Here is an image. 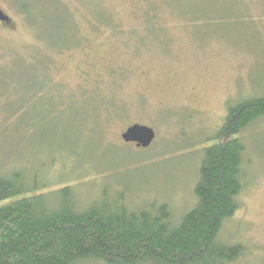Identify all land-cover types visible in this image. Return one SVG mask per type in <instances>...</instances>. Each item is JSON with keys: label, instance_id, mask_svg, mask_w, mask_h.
<instances>
[{"label": "rangeland", "instance_id": "rangeland-1", "mask_svg": "<svg viewBox=\"0 0 264 264\" xmlns=\"http://www.w3.org/2000/svg\"><path fill=\"white\" fill-rule=\"evenodd\" d=\"M92 1H101L126 34L138 27L137 35H145L132 14L142 0ZM58 2L81 21L89 16L82 0ZM223 3L232 11L196 23L183 24L169 15L165 38H148L137 48L135 38L110 36V28L98 37L84 24L77 33L90 40L87 47L62 53L48 47L43 34H35L19 10L1 0L0 9L11 22L7 27L0 24V174L22 167L35 188L29 195L72 187L82 208L97 200L106 186L125 189L132 207L152 200L166 203L179 224L197 204L203 153L218 143L228 105L264 97V0ZM43 50L55 62L49 71L50 102L60 106L51 122L40 121L44 111L28 106L39 81L24 76L27 62L20 59ZM51 92L60 94L58 103ZM97 92L107 102L114 99L125 114L106 126L101 140L82 130L77 119L80 97ZM25 106L27 112L10 121ZM136 124L156 132L147 149L121 139ZM238 138L246 147V187L219 241L246 248L245 256L233 264H264V118Z\"/></svg>", "mask_w": 264, "mask_h": 264}, {"label": "trees", "instance_id": "trees-1", "mask_svg": "<svg viewBox=\"0 0 264 264\" xmlns=\"http://www.w3.org/2000/svg\"><path fill=\"white\" fill-rule=\"evenodd\" d=\"M3 1L19 10L35 34H43L41 36L48 47L62 53L71 48L87 47L90 40L77 33L84 24L98 37L104 34L102 29L110 28V36L135 38L132 41L137 42V48L148 38L154 42L165 38L163 30L169 15L186 24L185 20L196 23L228 13L226 9L232 11L222 4V0L138 1L132 14L138 17L141 29L146 32L139 36L138 27L126 34L123 24L107 13L101 1L82 0L89 13V16L84 15L83 21L59 0ZM135 51L141 52L139 49ZM20 59L27 62L24 76L39 81V89L28 101V106L34 104L44 111L40 121L51 122L57 115L53 111L60 107L51 105L50 98L53 97L47 92L52 83L51 62H55L44 50ZM53 96L58 103L60 94ZM90 96L93 99L89 100ZM81 99H84L83 103H80ZM87 101L91 102L84 103ZM78 102L82 108V113L77 115L82 123L81 129L95 134L98 140L105 137L106 126L111 121L125 115L114 99L107 102L98 92L97 95H83ZM27 107L18 109L10 121L19 120L27 112ZM261 118H264V97L228 105L225 123L217 136L218 143L203 153L195 187L197 204L179 224L166 203L152 200L132 207L125 189L112 191L106 186L97 200L82 208L72 187L29 195L35 188L28 183L22 167L1 173L0 264L237 262L245 256L246 248L223 244L219 235L224 223L239 209L238 197L246 187V147L238 136ZM65 150L72 153L67 148Z\"/></svg>", "mask_w": 264, "mask_h": 264}, {"label": "water", "instance_id": "water-1", "mask_svg": "<svg viewBox=\"0 0 264 264\" xmlns=\"http://www.w3.org/2000/svg\"><path fill=\"white\" fill-rule=\"evenodd\" d=\"M11 19L0 9V23L9 25ZM156 133L152 128L144 125H133L121 135L125 144H136L137 148L147 149L155 141Z\"/></svg>", "mask_w": 264, "mask_h": 264}, {"label": "flooded vegetation", "instance_id": "flooded-vegetation-1", "mask_svg": "<svg viewBox=\"0 0 264 264\" xmlns=\"http://www.w3.org/2000/svg\"><path fill=\"white\" fill-rule=\"evenodd\" d=\"M0 24H1V23H0ZM2 25L6 26V27L9 26V25H5V24H2ZM134 145H136V144H134Z\"/></svg>", "mask_w": 264, "mask_h": 264}, {"label": "bare ground", "instance_id": "bare-ground-1", "mask_svg": "<svg viewBox=\"0 0 264 264\" xmlns=\"http://www.w3.org/2000/svg\"><path fill=\"white\" fill-rule=\"evenodd\" d=\"M145 126V125H144ZM149 127V126H148ZM156 133V132H155ZM156 139V138H155Z\"/></svg>", "mask_w": 264, "mask_h": 264}]
</instances>
